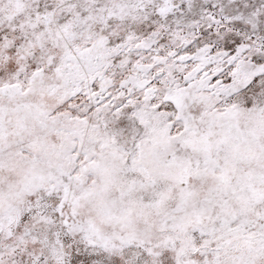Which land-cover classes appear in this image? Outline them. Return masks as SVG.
<instances>
[{
    "label": "snow or ice",
    "instance_id": "obj_1",
    "mask_svg": "<svg viewBox=\"0 0 264 264\" xmlns=\"http://www.w3.org/2000/svg\"><path fill=\"white\" fill-rule=\"evenodd\" d=\"M0 264H264V0H0Z\"/></svg>",
    "mask_w": 264,
    "mask_h": 264
}]
</instances>
